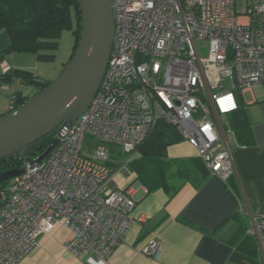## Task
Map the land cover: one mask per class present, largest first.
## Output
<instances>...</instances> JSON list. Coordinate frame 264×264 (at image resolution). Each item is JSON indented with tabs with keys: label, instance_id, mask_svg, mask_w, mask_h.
<instances>
[{
	"label": "built area",
	"instance_id": "2783aa9c",
	"mask_svg": "<svg viewBox=\"0 0 264 264\" xmlns=\"http://www.w3.org/2000/svg\"><path fill=\"white\" fill-rule=\"evenodd\" d=\"M112 6V52L93 100L63 135L55 132L59 143L46 159L0 189V264H18L56 227L70 232L64 247L72 255L110 258L137 201L109 181L160 123L174 126L213 176L233 175L237 142L224 118L239 110L237 93L264 88V0ZM18 107L13 97L9 113ZM87 135L98 142L93 156L82 152ZM252 219L248 234L264 243V218ZM159 249L153 240L143 252Z\"/></svg>",
	"mask_w": 264,
	"mask_h": 264
},
{
	"label": "crops",
	"instance_id": "0c3cea01",
	"mask_svg": "<svg viewBox=\"0 0 264 264\" xmlns=\"http://www.w3.org/2000/svg\"><path fill=\"white\" fill-rule=\"evenodd\" d=\"M9 43L8 33L0 31V117L9 113L16 94L27 96L34 91L17 79L7 81L5 75L37 68L29 69L22 57L26 53L4 54ZM246 93L251 94L245 111L250 133L240 142L236 137L230 179L224 182L213 176L196 148L184 140L167 149V159L179 162L192 175L187 181L176 180L177 193L163 188L149 191L136 181L129 164L110 179L111 188L127 189L137 201L133 223L110 258L72 255L64 247L70 232L56 227L18 264H264L261 235L254 236V244L248 247L242 243L245 237H238L242 222L249 229L253 217L264 218V88ZM224 122L232 126L228 116ZM139 158L137 153L131 162ZM153 240L160 249L149 256L143 251Z\"/></svg>",
	"mask_w": 264,
	"mask_h": 264
},
{
	"label": "trees",
	"instance_id": "16d2710c",
	"mask_svg": "<svg viewBox=\"0 0 264 264\" xmlns=\"http://www.w3.org/2000/svg\"><path fill=\"white\" fill-rule=\"evenodd\" d=\"M72 16L75 18V24ZM81 24L79 0H0V31L5 30L10 39L9 46L4 51L6 55L33 54L40 62H54L55 52L66 30L72 31L74 35V53L81 36ZM45 51L50 53L46 54ZM5 77L7 81L17 79L34 90L27 96L16 94L14 98L18 106L29 101L51 83L27 70H16ZM228 118H231V128L239 142L241 138L249 135V121L241 105L239 110L228 115ZM55 134H49L29 146L23 157L2 160L0 173L24 166L36 159L53 142ZM182 141L174 126L160 123L150 137L138 147L140 158L129 163V167L137 176L136 181L141 182L149 191L163 188L177 193L179 188L175 185L176 180L187 181L192 175L191 171L184 169L179 162L167 159V149ZM9 182L1 183L0 189L5 188ZM238 234L240 238L245 237L242 243L246 247L254 244V236L248 234V225L243 222Z\"/></svg>",
	"mask_w": 264,
	"mask_h": 264
},
{
	"label": "water",
	"instance_id": "95a60500",
	"mask_svg": "<svg viewBox=\"0 0 264 264\" xmlns=\"http://www.w3.org/2000/svg\"><path fill=\"white\" fill-rule=\"evenodd\" d=\"M81 36L68 64L51 83L0 118V162L26 155L29 146L59 129L63 135L87 109L109 64L114 37L112 0H79ZM59 139L26 166L0 173V184L23 176L46 159Z\"/></svg>",
	"mask_w": 264,
	"mask_h": 264
},
{
	"label": "rangeland",
	"instance_id": "374dc122",
	"mask_svg": "<svg viewBox=\"0 0 264 264\" xmlns=\"http://www.w3.org/2000/svg\"><path fill=\"white\" fill-rule=\"evenodd\" d=\"M240 7L242 8V5L240 6L239 4V8ZM72 17H73V22L75 24V18L74 16ZM74 42L75 39L72 31L66 30L64 31L62 38L60 39L59 48L55 52L56 60L54 62H40L37 60V57L33 54H24L25 56L22 57L26 59L28 66H30L29 69L32 66H37L36 69H32V72L35 73L37 76H39L41 79L45 78L47 80L54 81L61 74L64 65L68 63V61L70 60V56L73 53V49H74ZM44 53L49 54L50 52L45 51ZM237 95L240 100V105L246 111L249 108L247 104L251 100V94L246 93L244 95H240V93H237ZM182 142H184V140ZM97 145L98 142L94 138L87 135L85 137V141L82 146V152L87 156H93L96 153ZM111 147L113 148L115 153L118 152L117 151L118 147L116 146H111ZM137 153H139L138 150L128 159L129 163L131 162L134 155ZM119 159H121V157H119ZM9 184L10 182L7 184V186H9Z\"/></svg>",
	"mask_w": 264,
	"mask_h": 264
}]
</instances>
